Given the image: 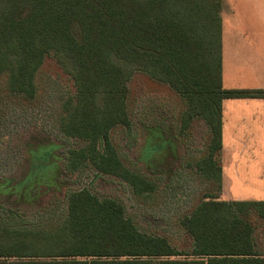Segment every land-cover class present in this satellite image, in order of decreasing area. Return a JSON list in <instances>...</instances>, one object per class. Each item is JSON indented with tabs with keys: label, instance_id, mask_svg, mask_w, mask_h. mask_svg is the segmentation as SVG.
Masks as SVG:
<instances>
[{
	"label": "trees",
	"instance_id": "trees-1",
	"mask_svg": "<svg viewBox=\"0 0 264 264\" xmlns=\"http://www.w3.org/2000/svg\"><path fill=\"white\" fill-rule=\"evenodd\" d=\"M225 0H0V75L15 93L35 95V75L51 52L72 78L59 130L84 141L68 164L126 181L141 195L154 189L122 165L111 142L131 128L129 82L135 74L166 84L185 101L182 124L203 120L209 152L199 172L222 180V102L264 99V89H225ZM8 212H14L9 209ZM264 201L206 194L181 220L192 240L181 252L167 238L141 233L123 204L88 189L70 192L63 221L51 230L0 228V264H264L256 223Z\"/></svg>",
	"mask_w": 264,
	"mask_h": 264
},
{
	"label": "rangeland",
	"instance_id": "rangeland-1",
	"mask_svg": "<svg viewBox=\"0 0 264 264\" xmlns=\"http://www.w3.org/2000/svg\"><path fill=\"white\" fill-rule=\"evenodd\" d=\"M236 19V27L258 26L242 10ZM34 84L35 95L29 97L13 92L8 76L0 75V228L54 229L66 216L68 194L85 188L100 199L123 204L139 232L167 238L179 251L190 252L192 240L181 220L206 194L228 199L222 180L219 186L199 172L209 152L205 122L196 120L186 127L181 120L185 101L168 85L134 75L127 102L131 128H113L110 139L125 169L154 186L136 195L126 181L101 174L91 165L70 168L69 150L85 143L60 133L63 104L75 96V87L52 52ZM257 248L264 253V243Z\"/></svg>",
	"mask_w": 264,
	"mask_h": 264
},
{
	"label": "crops",
	"instance_id": "crops-1",
	"mask_svg": "<svg viewBox=\"0 0 264 264\" xmlns=\"http://www.w3.org/2000/svg\"><path fill=\"white\" fill-rule=\"evenodd\" d=\"M225 5L223 87L264 89V0H236L233 4L225 0ZM239 10L247 12L258 26L236 27ZM219 160L221 188L227 200L264 201V99L223 100ZM261 223L255 234L257 247L264 243V223Z\"/></svg>",
	"mask_w": 264,
	"mask_h": 264
}]
</instances>
